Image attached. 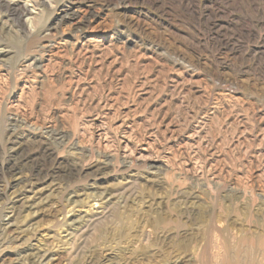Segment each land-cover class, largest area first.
<instances>
[{
	"label": "rangeland",
	"instance_id": "obj_1",
	"mask_svg": "<svg viewBox=\"0 0 264 264\" xmlns=\"http://www.w3.org/2000/svg\"><path fill=\"white\" fill-rule=\"evenodd\" d=\"M0 49V264H264V0H0Z\"/></svg>",
	"mask_w": 264,
	"mask_h": 264
},
{
	"label": "bare ground",
	"instance_id": "obj_2",
	"mask_svg": "<svg viewBox=\"0 0 264 264\" xmlns=\"http://www.w3.org/2000/svg\"><path fill=\"white\" fill-rule=\"evenodd\" d=\"M24 12H25V10H24ZM3 49H4V48H3ZM3 51H4V50L0 49V53L3 52ZM196 154H197V153H196Z\"/></svg>",
	"mask_w": 264,
	"mask_h": 264
}]
</instances>
